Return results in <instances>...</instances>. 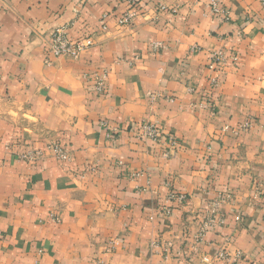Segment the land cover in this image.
I'll use <instances>...</instances> for the list:
<instances>
[{
  "label": "crops",
  "instance_id": "obj_1",
  "mask_svg": "<svg viewBox=\"0 0 264 264\" xmlns=\"http://www.w3.org/2000/svg\"><path fill=\"white\" fill-rule=\"evenodd\" d=\"M211 1L0 0V264H264V7Z\"/></svg>",
  "mask_w": 264,
  "mask_h": 264
},
{
  "label": "built area",
  "instance_id": "obj_2",
  "mask_svg": "<svg viewBox=\"0 0 264 264\" xmlns=\"http://www.w3.org/2000/svg\"><path fill=\"white\" fill-rule=\"evenodd\" d=\"M126 2L129 8L119 20V25L122 27L130 26L139 15L136 7L137 0H126ZM260 2L264 7V0H260ZM208 10L212 15L220 17L224 22H228L230 20V12L227 9L221 8L217 0H212L209 3ZM92 46H93V42L90 37L73 39L69 36L68 28L61 27L55 29L51 33L48 48H46L45 52L55 57H68L71 59H77L82 53L90 49ZM150 49L153 52H157L159 50L165 49V46L161 43L155 42L151 44ZM237 61H238V56L235 53H231L227 55L222 51H216L212 54L211 61L208 65V70L214 72L223 69L230 62H237ZM105 79L106 76L104 74L97 75L95 77V83H96L95 87L97 92L101 93L103 91L105 87ZM212 84L216 85V80L213 79ZM139 138L141 140H147L157 144L160 143L163 139H166L167 143H169L170 146H175L177 144L173 135L163 134L156 127V125L150 123H143L141 125ZM53 150L55 156L59 160L61 161L69 160V157L66 154H64L59 147H54ZM33 156L34 155H29V158H32ZM175 198H177L178 201H182L185 199L183 195H179L177 197L175 196L170 197V199H175ZM214 222L215 221H209L208 223H206L203 229L201 230V232L212 226ZM218 222L221 223V220ZM220 257L224 258L225 253L223 252L220 255ZM99 264H105V263L100 262Z\"/></svg>",
  "mask_w": 264,
  "mask_h": 264
}]
</instances>
